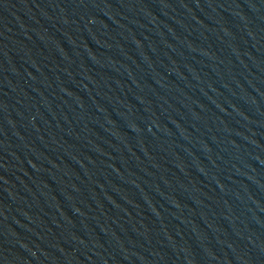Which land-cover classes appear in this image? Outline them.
<instances>
[{"label":"water","instance_id":"water-1","mask_svg":"<svg viewBox=\"0 0 264 264\" xmlns=\"http://www.w3.org/2000/svg\"><path fill=\"white\" fill-rule=\"evenodd\" d=\"M0 264H264V0H0Z\"/></svg>","mask_w":264,"mask_h":264}]
</instances>
